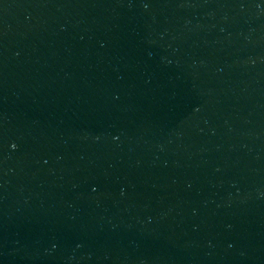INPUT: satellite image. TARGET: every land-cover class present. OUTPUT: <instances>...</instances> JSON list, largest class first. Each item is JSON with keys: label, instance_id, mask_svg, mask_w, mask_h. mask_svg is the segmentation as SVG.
<instances>
[{"label": "water", "instance_id": "water-1", "mask_svg": "<svg viewBox=\"0 0 264 264\" xmlns=\"http://www.w3.org/2000/svg\"><path fill=\"white\" fill-rule=\"evenodd\" d=\"M0 264H264V0H0Z\"/></svg>", "mask_w": 264, "mask_h": 264}, {"label": "clouds", "instance_id": "clouds-1", "mask_svg": "<svg viewBox=\"0 0 264 264\" xmlns=\"http://www.w3.org/2000/svg\"><path fill=\"white\" fill-rule=\"evenodd\" d=\"M13 147H15V145H13Z\"/></svg>", "mask_w": 264, "mask_h": 264}]
</instances>
